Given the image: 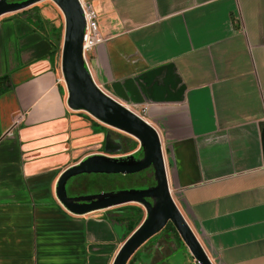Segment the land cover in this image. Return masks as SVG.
Listing matches in <instances>:
<instances>
[{
    "label": "crops",
    "instance_id": "0c3cea01",
    "mask_svg": "<svg viewBox=\"0 0 264 264\" xmlns=\"http://www.w3.org/2000/svg\"><path fill=\"white\" fill-rule=\"evenodd\" d=\"M88 1L105 37L92 77L126 106L149 105L171 193L213 264H264V0ZM53 15L34 4L0 16V264H113L144 208L73 213L57 182L140 142L69 106L65 17ZM180 240L161 230L134 264H175Z\"/></svg>",
    "mask_w": 264,
    "mask_h": 264
},
{
    "label": "water",
    "instance_id": "95a60500",
    "mask_svg": "<svg viewBox=\"0 0 264 264\" xmlns=\"http://www.w3.org/2000/svg\"><path fill=\"white\" fill-rule=\"evenodd\" d=\"M39 1L42 0H0V16L23 10ZM52 1L65 17L61 67L69 92V106L136 138L144 152L142 158H136L133 153L116 157L96 153L84 157L60 175L56 188L59 200L69 211L77 214L131 202L145 207V218L125 239L113 264H128L137 250L169 221L176 227L197 264H213L171 193L159 132L146 119L101 89L87 68L83 59L85 18L80 0ZM109 136L110 132L107 142ZM262 136L264 145V130ZM149 167H153L155 185L83 195H70L68 192L69 180L80 174H134Z\"/></svg>",
    "mask_w": 264,
    "mask_h": 264
},
{
    "label": "rangeland",
    "instance_id": "374dc122",
    "mask_svg": "<svg viewBox=\"0 0 264 264\" xmlns=\"http://www.w3.org/2000/svg\"><path fill=\"white\" fill-rule=\"evenodd\" d=\"M40 6L47 7L51 9V11L54 13L55 20H57L60 23H64V14L61 11V9L52 1V0H42L36 3ZM124 135H128L126 133H123ZM130 136V135H129ZM139 178V177H138ZM75 179L79 180V183L76 185V188L74 191L69 190L68 192L70 195H83V194H89V193H98L102 191H112L121 189L124 187L122 184H119L118 182L120 180H124L123 174H105V173H90V174H80L77 175ZM142 182H152L154 181V172L153 170L149 169L144 173V176L141 177ZM140 179V180H141ZM70 185V182L68 183V187ZM142 206L145 210L146 209L142 204H139ZM181 241V240H180ZM185 247L186 244L184 240L180 242V245L178 246L177 250L175 251V254L172 255L173 260L175 261V264H183L185 260H189V264H197L195 262L194 256L189 251L185 253ZM140 261L144 260L145 253L144 249L140 251L139 253ZM139 264V263H136Z\"/></svg>",
    "mask_w": 264,
    "mask_h": 264
},
{
    "label": "built area",
    "instance_id": "2783aa9c",
    "mask_svg": "<svg viewBox=\"0 0 264 264\" xmlns=\"http://www.w3.org/2000/svg\"><path fill=\"white\" fill-rule=\"evenodd\" d=\"M80 2L85 18V32L83 37V59L87 68L91 72L93 52L98 45L105 41V37L101 32L99 15L93 3L88 0H80ZM100 88L103 89L102 87ZM104 91L108 93L106 90ZM127 107L139 114L144 119L149 110V105L146 103L142 105L134 104L132 106Z\"/></svg>",
    "mask_w": 264,
    "mask_h": 264
},
{
    "label": "flooded vegetation",
    "instance_id": "af4514ba",
    "mask_svg": "<svg viewBox=\"0 0 264 264\" xmlns=\"http://www.w3.org/2000/svg\"><path fill=\"white\" fill-rule=\"evenodd\" d=\"M133 154H134V156L136 158H142L144 156L143 148L140 146V148L137 151H135ZM149 169L153 170V167H149V168L144 169V170H142V171H140L138 173L126 174L127 177L130 175V177H128L129 178L128 179V183H131V184H130V187H125V188H143V187H147V186H150V185H155L156 184L155 178H154V181H152L150 183H148L147 181L146 182H142L141 177H143L144 173L146 171H148ZM153 172H154V170H153ZM134 177H139L138 178L139 180H137V178H134ZM75 178H76V176L69 180V182H70L69 187L76 186L79 183V180L75 179ZM69 187H68V189H69Z\"/></svg>",
    "mask_w": 264,
    "mask_h": 264
},
{
    "label": "trees",
    "instance_id": "16d2710c",
    "mask_svg": "<svg viewBox=\"0 0 264 264\" xmlns=\"http://www.w3.org/2000/svg\"><path fill=\"white\" fill-rule=\"evenodd\" d=\"M137 210H140L139 208L137 209ZM140 212H141V210H140ZM140 221H141V219H139L137 222H136V224H134L133 226H132V228L130 229V231H129V234L137 227V225L140 223ZM162 231H172V232H174L175 234H177V236L182 240V238L180 237V235H179V233H178V231H177V229H176V227L174 226V224L171 222V221H169L168 223H167V225L162 229ZM128 234V235H129ZM152 238V237H151ZM150 238V239H151ZM149 239V240H150ZM139 251H140V248L137 250V252L132 256V258L129 260V262H128V264H134L135 262H136V260L138 259V256H139Z\"/></svg>",
    "mask_w": 264,
    "mask_h": 264
}]
</instances>
